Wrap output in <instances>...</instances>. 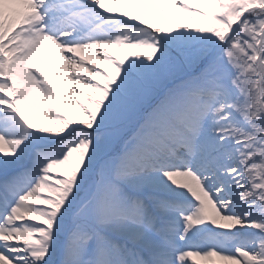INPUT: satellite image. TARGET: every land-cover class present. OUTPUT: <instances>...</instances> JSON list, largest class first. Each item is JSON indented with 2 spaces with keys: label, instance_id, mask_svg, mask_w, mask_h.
<instances>
[{
  "label": "snow or ice",
  "instance_id": "1",
  "mask_svg": "<svg viewBox=\"0 0 264 264\" xmlns=\"http://www.w3.org/2000/svg\"><path fill=\"white\" fill-rule=\"evenodd\" d=\"M190 257L264 264V0H0V264Z\"/></svg>",
  "mask_w": 264,
  "mask_h": 264
},
{
  "label": "bare ground",
  "instance_id": "2",
  "mask_svg": "<svg viewBox=\"0 0 264 264\" xmlns=\"http://www.w3.org/2000/svg\"><path fill=\"white\" fill-rule=\"evenodd\" d=\"M81 55L84 56L85 60L92 62L95 66L101 67L100 62L96 60L91 53L88 51H84L81 53ZM68 115L71 119L77 120L80 118L79 109L75 107V105L72 106V109L68 111ZM40 118L47 119L46 116L43 115V113L40 114ZM26 220H31L30 217H25ZM216 261V264H229L227 261L220 260L219 257L214 258Z\"/></svg>",
  "mask_w": 264,
  "mask_h": 264
},
{
  "label": "rangeland",
  "instance_id": "3",
  "mask_svg": "<svg viewBox=\"0 0 264 264\" xmlns=\"http://www.w3.org/2000/svg\"><path fill=\"white\" fill-rule=\"evenodd\" d=\"M69 117H70V116H69ZM77 120H78V119H77ZM53 127H55V126H53ZM58 171H62V170H58ZM26 217H27V216H26ZM212 259H214V257H213ZM191 264H192V263H191ZM193 264H210V261L200 258V259L198 260L197 263H193Z\"/></svg>",
  "mask_w": 264,
  "mask_h": 264
}]
</instances>
